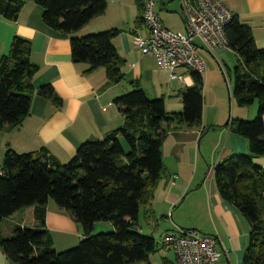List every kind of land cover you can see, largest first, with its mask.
Segmentation results:
<instances>
[{"label": "trees", "instance_id": "trees-1", "mask_svg": "<svg viewBox=\"0 0 264 264\" xmlns=\"http://www.w3.org/2000/svg\"><path fill=\"white\" fill-rule=\"evenodd\" d=\"M44 10L43 22L53 30L72 35L103 15L106 0H33ZM138 21H144V0H136ZM23 0H0V15L16 21ZM121 33L111 29L71 38L75 63L89 71L104 68L108 82L124 79V60L113 44ZM229 48L238 57L233 96L242 107L258 103L251 121L236 120L232 131L249 142V153L231 154L214 168L220 196L237 207L250 226L249 245L242 264H264V49L257 47L252 29L237 15L225 26ZM30 41L15 36L0 59V129L21 126L31 112L35 93L60 105L51 85L36 87L38 67L31 62ZM191 75L194 84L182 93L183 110L169 112L164 99H151L139 83L117 97L115 104L124 124L104 139L81 144L66 164L47 153L19 154L8 149L0 173V224L25 213L24 225L5 238L0 249L9 264H151L157 241L136 229L140 207L150 203L165 174L163 140L169 131L203 124L204 78ZM53 200L84 232L78 246L58 252L46 228L47 205ZM110 222L114 231L92 235L95 224ZM35 224L37 226H35Z\"/></svg>", "mask_w": 264, "mask_h": 264}, {"label": "crops", "instance_id": "crops-1", "mask_svg": "<svg viewBox=\"0 0 264 264\" xmlns=\"http://www.w3.org/2000/svg\"><path fill=\"white\" fill-rule=\"evenodd\" d=\"M108 1L109 6L103 15L95 17L72 35L47 26L43 22V8L33 0H23L16 21L0 15V59L9 52L15 36L27 39L32 46L31 62L38 67L33 83L36 87L51 85L62 100L58 105L35 93L31 112L21 126L0 129V173L8 149L19 154L44 152L53 160L66 164L76 155L82 143L104 139L109 132L123 126L124 116L115 99L132 90L133 83H139L151 99H164L169 112L183 110L182 93L194 84L191 72L179 69L175 73L183 79H174L169 71L159 67L154 57L141 53L135 37L146 34V29L144 21H138L136 0ZM159 3L163 10L179 11L185 31L182 2L171 5L172 0H158L157 8ZM224 4L251 27L257 47L264 49V0H224ZM129 9L134 12L135 28H131L128 22ZM157 11L164 23L162 13ZM111 29L121 31L113 39V44L124 60V79L114 85L109 84L104 68L89 71L88 64L75 63L71 56L72 37ZM199 53L206 64V71L202 74L206 91L204 95L203 90V124L195 128L182 125L166 134L162 146L165 174L153 200L140 207L136 229L141 233L145 231L140 225L141 212L148 226L155 225L150 235L160 244L166 234L196 229L218 239L217 248L225 252L218 263L242 264L249 245L250 226L242 212L220 196L214 168L231 154L249 153L248 140L233 132L232 125L236 120L249 121L258 111L257 107L245 109L249 106L242 107L234 99V69L238 57L233 50L221 48L213 56L201 48ZM211 58L221 70L227 68L230 71L229 99L224 85L227 82L225 75L223 71H214L216 64ZM255 162L264 167V156L256 158ZM192 163L195 166L191 169L189 165ZM183 166L191 169L185 176ZM207 168H213L209 187L206 186ZM174 176L178 178L175 180ZM193 192H199V195H193L192 204L184 206L183 203ZM52 202L50 200L47 205L46 228L53 237L55 248L61 251L74 247L84 238L83 229ZM19 213L23 214V219L14 222L23 226L25 213L20 211L16 214ZM194 215L199 216V220L187 223L186 217ZM1 223L3 227L6 221ZM97 231H114V226L110 222L106 225L97 222L95 233ZM165 260L170 261L167 257ZM0 264H9L1 249ZM171 264H176L175 259Z\"/></svg>", "mask_w": 264, "mask_h": 264}, {"label": "built area", "instance_id": "built-area-1", "mask_svg": "<svg viewBox=\"0 0 264 264\" xmlns=\"http://www.w3.org/2000/svg\"><path fill=\"white\" fill-rule=\"evenodd\" d=\"M181 2L185 32H175L164 25L157 11L158 0H144L146 34L135 37L143 55L154 57L161 69L180 80L183 77L175 73L179 69L205 73L206 64L199 53L201 48L213 56L218 49L229 48L225 26L233 17L224 0ZM161 244L174 252L176 264H217L225 253L217 248L219 242L215 236L196 229L166 234Z\"/></svg>", "mask_w": 264, "mask_h": 264}, {"label": "rangeland", "instance_id": "rangeland-1", "mask_svg": "<svg viewBox=\"0 0 264 264\" xmlns=\"http://www.w3.org/2000/svg\"><path fill=\"white\" fill-rule=\"evenodd\" d=\"M106 1L108 2V6H109V1L108 0H106ZM174 3L176 5H180L181 0H172L171 5L174 4ZM157 10H160V12L162 13L164 23L168 27H170L173 30H177L175 32H185L183 30L184 24H183V21L181 19L180 14H179V11H176V13H174V11H171L170 9L163 10V6H162L161 3H159V7L157 8ZM127 15H128V22H130L129 23L130 27L131 28H135V17H133L134 16L133 9H129ZM143 35H141V36H143ZM208 57H210V56H208ZM215 64H216V67H215L214 71H223V74L225 75V78H226L227 82H225L224 85H225V90H226L227 98L229 99V92H228L229 85H228V83L230 82V71L227 68L225 70H223V69L221 70L220 67H219V65L216 62H215ZM232 77H233V74H232V71H231V78ZM223 79H224V76H223ZM224 81H225V79H224ZM205 93H206V91H205V87H204V95H205ZM252 107H257V111H258V103L257 102H255L253 105H251V106H249L248 108H245V109H251ZM256 116L257 115H255L253 118L249 119V121H251L254 118H256ZM189 166H191L190 168L192 169L195 165H193V163H192ZM190 168L188 166H183L182 172H183V175L184 176L187 174V172L189 170H191ZM212 169L213 168H209V169L207 168L206 169V174H207V179H208L207 180V183H206L207 184L206 185L207 187H209V183H210L209 178H210V173H211ZM177 178H178V176H174L173 179L176 180ZM198 193L199 192H193L191 195H189L188 198L186 199V201L183 203L184 206L191 205L192 204V201H193V195H195V194L196 195H199ZM51 201H53V200H51ZM52 203H54V201ZM13 217H15L14 220H13ZM13 217H10L8 219H5L4 221H6V224H4L3 227H2V223L0 224V227H1L0 228L1 235L3 237H5V238H9V237L12 236V232H13L14 228L16 226H18V225L15 224L14 221L18 219V221L20 222L23 219V214L22 213H19V214L14 215ZM199 218H200L199 216H195L194 215L193 217H186V221H187V223L190 222V221H192V222L194 221L195 222V221L199 220ZM169 220H171V219H169ZM164 221H168V219L167 220H164ZM99 223L102 224V225H106L108 222L100 221ZM140 225L142 226V228H144L143 230H145V231H142V234H144L146 236H151L150 235L152 233L151 228H154L155 225L152 224L151 226H148V224L144 220V214H143V212H141V214H140ZM10 227H12V230L10 229ZM184 228H187V227H184ZM106 232H111V231H97V233H95V227H94V231L92 232V235L102 234V233H106ZM162 232L164 233L165 231H162ZM79 242L74 247L78 246ZM74 247H71V248H68V249H65V250H61V251H58V252H63V251H66V250H70V249H72ZM157 249H158L157 252L154 253V254H152L151 257H150V263L151 264H171V262L174 261L175 254H174V252L171 249H169L167 247L164 248L163 245L160 244L159 242L157 243ZM165 257L169 258L170 261L167 262L165 260ZM217 264H221V262L220 263H217Z\"/></svg>", "mask_w": 264, "mask_h": 264}]
</instances>
